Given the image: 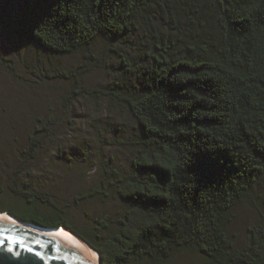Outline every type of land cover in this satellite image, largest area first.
Wrapping results in <instances>:
<instances>
[{"label":"trees","instance_id":"trees-1","mask_svg":"<svg viewBox=\"0 0 264 264\" xmlns=\"http://www.w3.org/2000/svg\"><path fill=\"white\" fill-rule=\"evenodd\" d=\"M0 30L15 50L47 55L92 58L98 40L117 47L112 81L93 93L136 124L131 169L105 168L106 180L76 198L127 202L117 234L106 236V218L74 228L71 206L40 189L21 193L23 214L11 217L67 230L100 264H165L187 251L202 264H264V223L242 247L228 233L264 184V0H0ZM47 123L21 159H37Z\"/></svg>","mask_w":264,"mask_h":264},{"label":"rangeland","instance_id":"rangeland-1","mask_svg":"<svg viewBox=\"0 0 264 264\" xmlns=\"http://www.w3.org/2000/svg\"><path fill=\"white\" fill-rule=\"evenodd\" d=\"M115 50L118 48L102 40L95 43L92 58L83 53L47 55L28 44L15 50L0 30V213L22 215L26 199L21 193L40 189L71 206L69 223L74 228L87 230L94 221L106 218V236L118 233L127 202L112 192L107 197L76 200L106 180L105 168L131 169L134 151L129 143L136 124L125 111L108 107L100 92L93 93L112 81L119 62ZM75 87L77 93L73 94ZM40 121H48L45 134L51 138L37 159H21V151ZM262 223L261 183L233 212L228 233L242 247L248 229ZM87 248L96 252L88 244ZM202 263L201 256L187 251L173 255L165 264Z\"/></svg>","mask_w":264,"mask_h":264},{"label":"water","instance_id":"water-1","mask_svg":"<svg viewBox=\"0 0 264 264\" xmlns=\"http://www.w3.org/2000/svg\"><path fill=\"white\" fill-rule=\"evenodd\" d=\"M47 230L52 229L18 220L14 222L0 215V240H6L12 246V251L4 249L3 264H100V259L88 250L87 244L72 233L58 229L70 233L86 246L50 236L44 233ZM17 251L21 253L20 257L15 255Z\"/></svg>","mask_w":264,"mask_h":264},{"label":"bare ground","instance_id":"bare-ground-1","mask_svg":"<svg viewBox=\"0 0 264 264\" xmlns=\"http://www.w3.org/2000/svg\"><path fill=\"white\" fill-rule=\"evenodd\" d=\"M14 222H16V220L14 218H12L11 216L7 215V214H0ZM32 229V228H31ZM44 233H47L50 236L56 237V238H60L66 241H70L73 243H77V244H81L77 239H75L73 236H71L70 234L64 232L63 230H58V229H52V230H47ZM82 245V244H81ZM89 250V249H88ZM90 251V250H89ZM91 252V251H90ZM97 259H98V255L95 252H91Z\"/></svg>","mask_w":264,"mask_h":264},{"label":"snow or ice","instance_id":"snow-or-ice-1","mask_svg":"<svg viewBox=\"0 0 264 264\" xmlns=\"http://www.w3.org/2000/svg\"><path fill=\"white\" fill-rule=\"evenodd\" d=\"M0 246H2V247H0V264H3V257L5 255L4 249L7 248L9 251H12V246L8 242H6V240H0ZM29 251H30V249H29ZM15 255L17 257H20L21 253L19 251H17V252H15ZM9 259H10V257H9Z\"/></svg>","mask_w":264,"mask_h":264}]
</instances>
